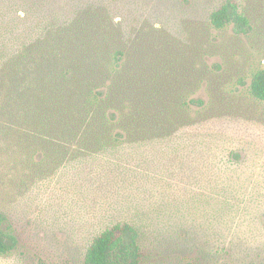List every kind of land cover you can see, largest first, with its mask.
Wrapping results in <instances>:
<instances>
[{
	"label": "trees",
	"instance_id": "trees-1",
	"mask_svg": "<svg viewBox=\"0 0 264 264\" xmlns=\"http://www.w3.org/2000/svg\"><path fill=\"white\" fill-rule=\"evenodd\" d=\"M169 3L0 0V193L45 199L64 216L76 208L65 230L84 237L82 264L157 260L188 222L178 205L185 197L150 201L152 174L175 164L183 174L192 166L216 171L241 158L224 141L221 127L230 123L220 96L209 104L195 95L221 86L212 78L223 77L228 60L208 58L234 55L218 52V31L264 37V0H224L197 19L190 8L176 29ZM245 77L237 83L246 85ZM249 77L248 94L264 103V67ZM225 187L198 199L222 203ZM3 199L0 255L19 245ZM198 251L186 264L203 260L205 249Z\"/></svg>",
	"mask_w": 264,
	"mask_h": 264
},
{
	"label": "rangeland",
	"instance_id": "rangeland-1",
	"mask_svg": "<svg viewBox=\"0 0 264 264\" xmlns=\"http://www.w3.org/2000/svg\"><path fill=\"white\" fill-rule=\"evenodd\" d=\"M190 1L193 7L182 0H170L166 8L172 13L167 20L170 27L178 28V19H190L187 15L193 8L197 19L200 10L217 8L224 0ZM216 35L218 52L234 55L227 58L226 54L218 53L208 58L209 64L228 60L221 73L223 77L212 78V82L221 80V86L205 85L195 97L211 104L212 95L220 96L224 119L230 123L221 127L227 133L224 141L241 158L238 163L228 164L223 159L224 166L216 171L205 167L196 172L192 166L183 174L181 165L175 164L169 172L157 171L156 177L152 174L146 185L154 195L150 201L159 203L165 194L179 196L180 200L185 197L178 205L185 206L184 221L188 224L185 228L177 225L178 232L184 235L168 242L166 252L157 260L151 257L150 264L195 263L197 258L193 256L199 255V248L206 253L199 264H264V103L252 99L247 91L249 72L264 67V37H239L231 29L218 31ZM241 74L246 76V85L237 83ZM230 107H234L233 112H227ZM222 183L226 185L218 194L222 203L199 201L202 193L211 192ZM3 193L0 199L4 197L3 204L19 245L13 252L0 255V264H37L39 259L49 264H82L84 237L65 230L69 220L79 217L76 208L66 207L64 216L60 210L48 208L45 199L33 202L25 196ZM172 200L174 204L180 201ZM189 232H193L195 241L188 239ZM218 245H224L226 250L220 253ZM213 256L216 258L212 261Z\"/></svg>",
	"mask_w": 264,
	"mask_h": 264
}]
</instances>
